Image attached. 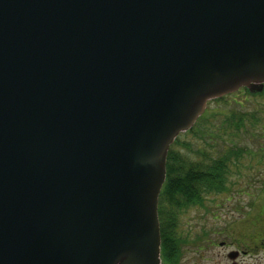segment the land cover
Returning a JSON list of instances; mask_svg holds the SVG:
<instances>
[{
    "label": "water",
    "instance_id": "1",
    "mask_svg": "<svg viewBox=\"0 0 264 264\" xmlns=\"http://www.w3.org/2000/svg\"><path fill=\"white\" fill-rule=\"evenodd\" d=\"M241 87L264 0H0V264H161L171 146Z\"/></svg>",
    "mask_w": 264,
    "mask_h": 264
},
{
    "label": "rangeland",
    "instance_id": "2",
    "mask_svg": "<svg viewBox=\"0 0 264 264\" xmlns=\"http://www.w3.org/2000/svg\"><path fill=\"white\" fill-rule=\"evenodd\" d=\"M212 113L216 124L235 114L251 115L258 121L256 127L234 132L230 143L217 142V151L221 153L225 146L243 149L242 157L233 160L236 165L231 166L228 191L204 195L203 204L180 213L177 222L189 225L198 235L207 231L206 237L212 245L207 249L203 247L205 258L201 264L228 263L227 253L237 249L241 254L239 264H264V89L261 93H252L247 87H241L212 99L199 119L208 118ZM196 124L179 135L176 139L179 145L173 144L175 149L194 159L198 145L209 150L206 143L195 136ZM222 242L230 245L229 248L221 247Z\"/></svg>",
    "mask_w": 264,
    "mask_h": 264
},
{
    "label": "trees",
    "instance_id": "3",
    "mask_svg": "<svg viewBox=\"0 0 264 264\" xmlns=\"http://www.w3.org/2000/svg\"><path fill=\"white\" fill-rule=\"evenodd\" d=\"M215 115L197 121L195 136L208 146L198 145L195 158L181 153L174 145L168 154L167 178L159 198L160 222L177 221L178 216L190 207L203 204V196L228 191V176L234 159L242 157L243 149L225 146L223 153L217 151V142L231 141L234 132L256 127L257 117L235 114L219 124L213 122ZM233 146V147H232ZM194 159L193 161L191 160Z\"/></svg>",
    "mask_w": 264,
    "mask_h": 264
},
{
    "label": "flooded vegetation",
    "instance_id": "4",
    "mask_svg": "<svg viewBox=\"0 0 264 264\" xmlns=\"http://www.w3.org/2000/svg\"><path fill=\"white\" fill-rule=\"evenodd\" d=\"M198 234L193 231L192 227L181 222H160L161 264H201L205 258L203 247L207 249L209 245H212V241L207 239V231H202L200 235ZM219 245L224 248H229L230 246L225 242ZM231 245L234 248V243ZM233 252L239 253V250L228 252L227 258L229 262L225 264H239L241 254L239 253L235 259H232L230 256Z\"/></svg>",
    "mask_w": 264,
    "mask_h": 264
}]
</instances>
